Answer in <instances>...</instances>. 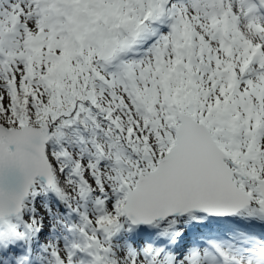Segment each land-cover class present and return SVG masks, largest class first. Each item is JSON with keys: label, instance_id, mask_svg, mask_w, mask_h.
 I'll use <instances>...</instances> for the list:
<instances>
[{"label": "snow or ice", "instance_id": "6c2138e0", "mask_svg": "<svg viewBox=\"0 0 264 264\" xmlns=\"http://www.w3.org/2000/svg\"><path fill=\"white\" fill-rule=\"evenodd\" d=\"M0 264H264V0H0Z\"/></svg>", "mask_w": 264, "mask_h": 264}]
</instances>
